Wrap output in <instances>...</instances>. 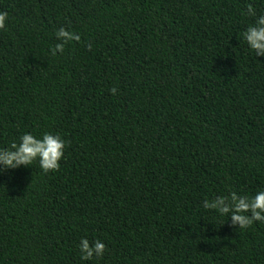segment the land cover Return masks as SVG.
<instances>
[{"label": "trees", "instance_id": "16d2710c", "mask_svg": "<svg viewBox=\"0 0 264 264\" xmlns=\"http://www.w3.org/2000/svg\"><path fill=\"white\" fill-rule=\"evenodd\" d=\"M248 5L264 11L0 0V148L24 133L65 141L57 170L0 174V264H264V224L202 207L264 188V56L241 36ZM61 28L80 41L52 56ZM81 237L103 256L81 261Z\"/></svg>", "mask_w": 264, "mask_h": 264}, {"label": "clouds", "instance_id": "9594fccd", "mask_svg": "<svg viewBox=\"0 0 264 264\" xmlns=\"http://www.w3.org/2000/svg\"><path fill=\"white\" fill-rule=\"evenodd\" d=\"M247 16L253 17L254 22L248 24L241 33L249 52L256 56H264V11L257 14L252 5L246 7ZM8 18L6 12H0V30L5 29V21ZM59 43L51 48V55L63 53L64 47L70 42H79L80 36L72 31L61 28L54 32ZM91 48V45H88ZM116 94L117 89H109ZM65 141L60 136L44 133L37 138L31 133H24L17 142H12L8 147L0 148V174L6 170L17 169L21 166H29L37 162L43 172L55 171L59 168V161L64 154ZM202 207L206 210H214L220 216L228 214V219L233 227L247 229L254 222L264 224V188L254 195L240 194L231 191L227 196H216L212 200L204 199ZM81 261H91L93 257L100 258L105 251L104 243L94 239L91 244L86 238L81 237L77 245Z\"/></svg>", "mask_w": 264, "mask_h": 264}]
</instances>
